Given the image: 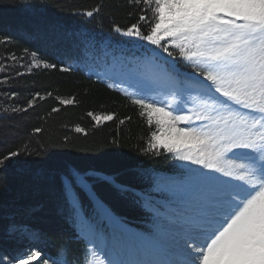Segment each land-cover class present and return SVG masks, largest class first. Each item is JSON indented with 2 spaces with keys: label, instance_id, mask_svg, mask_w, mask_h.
<instances>
[{
  "label": "trees",
  "instance_id": "obj_1",
  "mask_svg": "<svg viewBox=\"0 0 264 264\" xmlns=\"http://www.w3.org/2000/svg\"><path fill=\"white\" fill-rule=\"evenodd\" d=\"M96 7L94 17L83 15ZM140 15L156 22L148 5L129 0H0V155L21 153L7 170L0 167V256L11 259L32 248L59 264L63 248L69 264H96L99 252L83 231L85 223L99 219L104 235L113 220L142 250L149 249V240L168 241L161 233L167 224L163 217L176 202L170 192L152 190L192 178L193 168L201 166L161 147L151 149V133H159L155 119L149 125L145 110L93 69L100 58L130 56L153 60L175 76L182 72L194 78L202 70L187 66L170 37L161 45L169 46L172 57L150 42L113 31L114 25L137 23ZM140 23L148 33L150 24ZM62 99L73 103L61 104ZM176 100L192 109L186 99ZM89 112L114 118L97 123ZM48 158L61 166L52 170L41 163ZM67 173H78L91 194L90 199L77 188L75 208L65 200ZM20 226L38 238L18 235Z\"/></svg>",
  "mask_w": 264,
  "mask_h": 264
},
{
  "label": "snow or ice",
  "instance_id": "obj_2",
  "mask_svg": "<svg viewBox=\"0 0 264 264\" xmlns=\"http://www.w3.org/2000/svg\"><path fill=\"white\" fill-rule=\"evenodd\" d=\"M129 3L148 5L156 22L151 24L147 16L140 15L137 23L123 28L114 25L113 31L159 46L169 57L173 53L161 41L172 38L171 46L179 50L187 66L202 69L194 74L190 87L201 96L211 113L173 116L165 107L136 99L134 103L145 110L147 123L151 125L155 119L159 127V135L151 133L150 148L161 147L175 153L180 160L200 165L227 179L220 181L219 177L203 176V191L195 199L189 195L187 211L178 214L180 240L176 247L182 254L181 259L128 262L113 258L107 264H264V0H154V7H151L153 0H129ZM98 12L96 7L83 15L91 18ZM140 22L150 24L148 33L142 31ZM44 67L56 65L45 63ZM0 70H4L2 66ZM28 103L31 106L33 100ZM60 103L71 104L73 100L62 99ZM232 104L258 115H253L249 123L246 116L233 110ZM188 111L178 109V112ZM88 115L97 123L114 118L112 114L89 112ZM194 120L210 123L197 127L193 125ZM177 123L185 126L176 127ZM76 131L85 130L77 127ZM225 154L239 161L235 171H226L221 165ZM20 155L18 151L0 155V167L7 170L13 158ZM41 163L52 170L61 166L51 158ZM65 181V200H71L75 208L79 203L78 194L73 198L76 189L89 194L86 182L81 181L78 173H67ZM33 238H38L35 233ZM152 254L163 256L164 251L154 247ZM26 255L27 258L17 255L11 259L0 256V264L32 261L49 264L48 259H41L39 251H29ZM60 255L63 260L59 264H69L67 250L62 248ZM53 264L58 262L54 260Z\"/></svg>",
  "mask_w": 264,
  "mask_h": 264
},
{
  "label": "rangeland",
  "instance_id": "obj_3",
  "mask_svg": "<svg viewBox=\"0 0 264 264\" xmlns=\"http://www.w3.org/2000/svg\"><path fill=\"white\" fill-rule=\"evenodd\" d=\"M93 72L106 84L110 85V87L117 88L129 98L134 100L144 99L146 103H155L158 107H165L167 111H171L173 113V116L177 114L194 113H200L204 116L211 114L210 110L202 103L201 96L196 91L191 90L190 84L193 78L190 76H184L187 81L179 86L177 90H173L169 83L176 82L177 77L174 74L169 73V70H167L166 67L159 65L153 60L137 61L130 56H122L118 58L108 57L107 59L103 57L100 58L98 64L94 66ZM176 98L179 100L186 99L189 103V107L192 108V112H178V109L185 107V105L179 103ZM232 108L234 111H238L241 113V115L246 116L249 120V123L252 122L253 115H258L257 113H251L250 110L244 109L241 106L239 107L235 104H232ZM202 123L208 124L210 121H193V125L197 127L201 126ZM184 126L185 125L183 123L176 124V127ZM159 134L160 132L158 135ZM238 164L239 161L232 158L231 154H225V158L221 161V165L226 171H235L238 167ZM193 171L195 173L191 176L192 178L183 177L182 179L175 180L170 185H161V188L170 192L169 196L176 202V208L171 213H169V217H163L164 222H167L165 228L163 226V229H166L168 232L176 233L171 235L169 234L170 236L165 234L168 241L161 242L157 239L155 242L163 247L164 250L170 252L173 251L177 254L173 255L164 252L163 256H158V258H169L175 260L182 258L180 250L176 247V242L180 240V234L177 231L178 225L176 224V220L179 213L187 211L188 209V201L184 197L189 198L190 195L192 199H195L199 196L200 192L204 189L203 181L201 179L203 176L207 175L219 177L220 181L227 179L226 177L221 176L219 173L203 168L202 166L199 170L194 167ZM189 181H191V183H189ZM183 188H186V190ZM177 210L180 211L178 212ZM95 223L97 224L93 225L92 223H85L88 225V229L83 231L87 241L100 253H98V259H96L95 262L99 261L102 262V264H107L108 259L113 258L132 262L142 259V257L146 254L145 252H139L141 257H137V259H135V255H139V253H127L129 244L127 241L117 235V231L112 229L108 232V235H104L102 229L100 230V227L103 225L101 219ZM109 227L111 228L112 226L109 225ZM17 229L18 235L21 234L22 237H27L31 240L34 239V233L37 235V232L30 230L26 226H20ZM147 245L149 247L151 258L157 259L154 258L155 255L152 254V246L148 241ZM134 246L135 245H133L132 249H134ZM110 250H112V256H108V252ZM29 251L33 253L36 252L34 249L29 248L25 249L24 253L20 256L27 258L26 254ZM117 253L119 254L117 255ZM30 264H37V262L32 261ZM49 264L53 263L49 262Z\"/></svg>",
  "mask_w": 264,
  "mask_h": 264
}]
</instances>
